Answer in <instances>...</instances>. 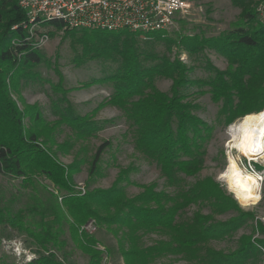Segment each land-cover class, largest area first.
<instances>
[{
	"label": "trees",
	"instance_id": "obj_1",
	"mask_svg": "<svg viewBox=\"0 0 264 264\" xmlns=\"http://www.w3.org/2000/svg\"><path fill=\"white\" fill-rule=\"evenodd\" d=\"M262 2L232 0L241 10L240 17L230 31L219 37L193 35L172 40L164 36L166 32L143 35L126 30L84 31L78 38L82 52L75 60L77 66L99 59L122 62L115 75L84 86L112 84V96L100 107L111 105L124 112L134 129L135 150L158 166L173 192L158 190L156 184L132 182L135 169L130 166L120 169L110 188L87 186L83 193L75 182V175L85 162L75 159L70 165L63 164L53 149L69 153L73 145L69 142L59 145L55 133L65 125L77 139H86L103 130L108 122L75 115L69 104L53 123L45 119L37 106L19 107L14 95L21 97V81L33 77L30 70L41 62L42 56L39 49L26 41L23 28L26 16L18 0H0V173L21 180L24 188H35L43 178L57 192L50 218L38 208L15 211L0 200V244L10 230L24 236L35 248V257L25 264H67L66 224L71 241L88 259V264H103L105 254L98 249L101 243L96 234L80 232L93 220L97 227L113 230L124 264H155L166 256H183L201 264H248L261 256L264 241L243 239L230 254L208 246L240 226L242 220L238 219L215 220L216 215L239 211V206L212 177L187 183L186 178L196 177L203 169L206 145L213 129L195 114L196 107L183 93L195 84L188 76L189 68L179 59L144 57L139 40L143 36L152 37L176 44L191 55L211 49L225 57L228 70H216L208 85L213 100L222 102L220 115L229 124L237 116L264 108V24L256 11ZM50 25L63 30L61 22ZM15 26L18 28L13 29ZM76 32L66 30L73 36ZM143 59L160 62L146 67ZM157 78L172 81L169 93L156 88ZM56 89L67 94L60 85ZM61 100L68 103L66 96ZM107 146L106 142L97 149L89 179L100 174V161ZM128 186H138L141 192L131 197L127 194ZM194 205L207 207L210 213H204L201 208L191 217L183 218L184 212ZM29 214L41 217L36 227L29 223ZM240 216L249 217L243 213ZM151 233L163 235L165 239L143 246L142 236ZM0 264H8L6 256L0 255Z\"/></svg>",
	"mask_w": 264,
	"mask_h": 264
},
{
	"label": "rangeland",
	"instance_id": "obj_2",
	"mask_svg": "<svg viewBox=\"0 0 264 264\" xmlns=\"http://www.w3.org/2000/svg\"><path fill=\"white\" fill-rule=\"evenodd\" d=\"M194 3L195 11L181 18L176 26L164 36L172 40H178L183 36L200 35L204 38L219 37L233 28L240 17L241 10L234 6L232 0H188ZM200 7V8H199ZM50 41L40 50L41 62L31 70L33 77L21 81V97L15 96L21 109L27 106H37L48 122H55L60 114L70 105L75 115L87 116L95 122H104L105 128L94 136L86 139H77L73 131L63 125L55 133L59 145L69 142L73 145L69 153H59L54 148L59 160L70 165L75 159L83 160L85 163L81 171L75 175V182L80 190L108 189L115 182L120 169L134 167L131 181L138 185L156 184L158 190L173 192L167 187L160 169L155 163L146 160L135 150L134 129L130 126L124 112L114 106L104 105L114 92L112 84L94 83L85 87L97 79H104L115 75L121 67V60L116 62L102 59L89 61L81 66L75 64L76 58L82 52V45L78 42L85 32L77 31L76 35L58 30L53 26L47 28ZM53 34V36H52ZM140 51L145 57L153 55L161 59L168 57L172 61L179 59L187 68L188 76L195 84L189 85L183 90L187 101L195 107V114L213 129L210 140L206 145V156L204 157L203 169L196 176L186 178L188 184L207 177H214L226 166V158L223 147L227 139L225 129L227 128L226 117L220 115L222 102H215L211 94L209 82L216 75V70L226 71L229 68L228 60L215 50L205 49L195 55L181 50L176 44L155 40L152 37H141L139 40ZM144 60V59H143ZM159 61L144 60L146 67H151ZM62 75V82L59 73ZM67 91V94L57 87ZM156 88L162 92L169 93L172 81L166 78L155 80ZM66 96L67 102L61 99ZM69 104V105H68ZM26 123H29L28 119ZM109 143L100 161V174L94 179H89L92 159L97 149ZM243 159V165L248 166V160ZM256 171L264 174V164L254 163ZM40 184L35 188H24L21 180L11 179L0 173V200L11 207L12 210L38 208L45 211L49 218L51 209L56 206L57 192L53 185L41 178ZM141 192L138 186H128L127 194L135 196ZM60 202V200H59ZM239 206V205H238ZM203 208L208 214L210 209L201 205L188 208L183 218H189L194 212ZM241 212V213H240ZM249 215L242 217L240 214ZM29 223L36 227L41 221L37 214L28 215ZM233 219L242 220L240 226L221 240H213L209 247L230 254L235 251L241 240L250 239L251 242L264 241V199L255 207L245 211L239 206V211L232 210L224 215H216L215 220L229 221ZM244 221H246L244 223ZM30 224V225H31ZM95 233L101 245L105 246L109 254V264H124L118 249V242L112 229L97 227ZM114 229V228H113ZM65 239H67L68 259L67 264H88V259L76 248L70 239L68 226L65 224ZM8 237H4L0 244V255L6 256L8 264H25V262L14 252L20 250L24 255L35 256V248L28 244L27 239L16 232L8 231ZM165 237L160 234L151 233L142 236L141 244L150 246ZM262 255L252 259L248 264H264V250ZM155 264H201L186 260L183 256H166L158 259Z\"/></svg>",
	"mask_w": 264,
	"mask_h": 264
},
{
	"label": "built area",
	"instance_id": "obj_3",
	"mask_svg": "<svg viewBox=\"0 0 264 264\" xmlns=\"http://www.w3.org/2000/svg\"><path fill=\"white\" fill-rule=\"evenodd\" d=\"M18 3L26 16L23 23L26 41L39 50L50 41V34L46 30L54 21L61 22L64 31L126 30L146 35L170 32L179 19L195 11L194 3L188 0H18ZM256 11L259 21L264 24V2L257 6ZM17 28L15 26L13 29ZM254 163L251 162L252 167ZM82 191L85 192L84 189ZM97 230L92 220L80 232L93 235ZM98 249L105 254L103 264H109L110 257L105 248L99 245ZM14 252L25 263L35 257L24 255L20 250Z\"/></svg>",
	"mask_w": 264,
	"mask_h": 264
},
{
	"label": "clouds",
	"instance_id": "obj_4",
	"mask_svg": "<svg viewBox=\"0 0 264 264\" xmlns=\"http://www.w3.org/2000/svg\"><path fill=\"white\" fill-rule=\"evenodd\" d=\"M184 7V5H181ZM226 166L214 180L245 211L264 199V174L251 162L264 164V108L237 116L225 129ZM246 158L250 163L243 165Z\"/></svg>",
	"mask_w": 264,
	"mask_h": 264
}]
</instances>
